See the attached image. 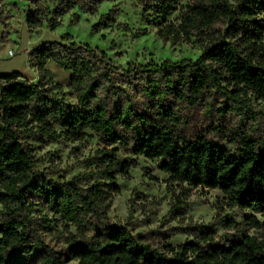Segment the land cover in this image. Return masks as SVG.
<instances>
[{"label": "trees", "instance_id": "16d2710c", "mask_svg": "<svg viewBox=\"0 0 264 264\" xmlns=\"http://www.w3.org/2000/svg\"><path fill=\"white\" fill-rule=\"evenodd\" d=\"M103 1L59 0L47 20L31 9L25 22L54 29L68 10L91 13ZM182 1L136 4L160 39L195 44V59L121 65L64 33L29 52L36 82L19 71L0 73V264H264V239L244 229L223 240L210 227L193 226L184 230L192 239L172 244L108 216L117 175L128 177L134 164L121 149L154 160L181 196L218 189L224 205L264 216V112L254 106L264 101V0ZM176 11L177 22L170 19ZM114 21L101 14L92 30ZM49 60L70 71L75 102L54 91L61 85L48 86ZM88 132L105 146L86 160L87 172L54 181L36 168L33 143L81 141ZM244 218L250 227L264 224ZM55 221L64 234L60 250L45 237Z\"/></svg>", "mask_w": 264, "mask_h": 264}, {"label": "rangeland", "instance_id": "374dc122", "mask_svg": "<svg viewBox=\"0 0 264 264\" xmlns=\"http://www.w3.org/2000/svg\"><path fill=\"white\" fill-rule=\"evenodd\" d=\"M58 1L0 0V73L20 71L22 77L36 82L38 73L29 64V52L44 41L59 39L64 33L70 34L75 42L98 47L114 63L121 65L149 60L195 59L200 54V49L193 43H170L160 39L157 29L142 19L136 0H105L91 13H82L74 7L58 17L59 25L54 29H48L46 21L40 27H27L25 15L28 10L36 9L47 20L52 16L51 11ZM191 1L183 0L182 4ZM104 13L113 15L115 21L99 31H93L92 26ZM178 15L179 11H176L170 19L177 22ZM8 50L14 54L8 55ZM46 68L49 70L46 76L50 81L48 86L61 85L60 90L55 88L54 91L67 102H75L68 87L70 71L52 60L47 62ZM254 106L264 112V101H256ZM214 141L227 149H233L226 141L216 138ZM33 146L36 168L47 169L52 180L60 181L87 172L86 160L105 144L94 133L88 132L81 141L45 140L43 143H33ZM119 155L121 158L132 159L134 164L128 177L117 175L119 192L113 196L108 211L112 222L125 225L134 234L156 231L166 236L172 244L192 239V235L184 230L198 225L212 228L223 240L238 234L237 228L244 229L245 233L258 239H264V224L250 227L245 224L244 218L252 215L264 223L263 215L224 205L222 193L218 189L190 188L187 195L181 196L178 188L166 180L167 175L156 168L154 160L135 156L130 149H121ZM178 197L183 200L181 204L178 203ZM222 218L231 219L238 226L229 228L221 221ZM53 226L56 230L53 229L45 237L53 248L60 250L65 245L62 227L59 221H55ZM66 264H77V261L70 259Z\"/></svg>", "mask_w": 264, "mask_h": 264}, {"label": "built area", "instance_id": "2783aa9c", "mask_svg": "<svg viewBox=\"0 0 264 264\" xmlns=\"http://www.w3.org/2000/svg\"><path fill=\"white\" fill-rule=\"evenodd\" d=\"M13 51L12 50H8V55H13Z\"/></svg>", "mask_w": 264, "mask_h": 264}, {"label": "water", "instance_id": "95a60500", "mask_svg": "<svg viewBox=\"0 0 264 264\" xmlns=\"http://www.w3.org/2000/svg\"><path fill=\"white\" fill-rule=\"evenodd\" d=\"M24 1H29V0H24Z\"/></svg>", "mask_w": 264, "mask_h": 264}, {"label": "crops", "instance_id": "0c3cea01", "mask_svg": "<svg viewBox=\"0 0 264 264\" xmlns=\"http://www.w3.org/2000/svg\"><path fill=\"white\" fill-rule=\"evenodd\" d=\"M20 72V71H19Z\"/></svg>", "mask_w": 264, "mask_h": 264}]
</instances>
